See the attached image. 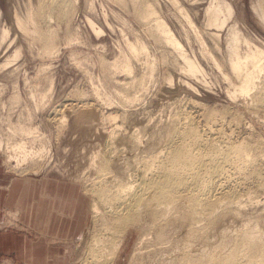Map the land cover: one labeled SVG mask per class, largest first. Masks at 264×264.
<instances>
[{
    "label": "rangeland",
    "instance_id": "374dc122",
    "mask_svg": "<svg viewBox=\"0 0 264 264\" xmlns=\"http://www.w3.org/2000/svg\"><path fill=\"white\" fill-rule=\"evenodd\" d=\"M72 1L68 21L65 22L63 19L57 22L51 21L57 31L54 40L56 47L45 50L34 35L20 31L13 21L14 10L19 15H23L31 4L34 11L37 0H0V30L4 24L9 25L8 36L13 39V44L6 49L7 51L1 52L0 62L3 61L4 56L12 54L14 48L18 47L20 50L12 65L8 67L18 65V69L13 73L14 77L12 74L10 76L4 74L5 70L0 71L2 83L0 85V135L4 137L3 140H7L10 135V138L14 137L13 139L16 140L22 136L30 148L32 146L36 148L41 144H46L47 147V156L45 154L42 159L36 160L37 162L23 163L22 166L25 165V168L13 166V160H5L7 151L0 148V172H7L17 177L49 178L57 185H68L72 190H76L78 198L82 197L83 201L80 202H83L85 207L87 206L86 219L82 223V228L72 238L60 241L61 251H64L67 263L84 264L85 262L88 264L91 262L92 260L87 261L88 251L93 246L95 236H101L100 226L103 221L99 219V216H94L91 209L92 202L98 197L97 194L94 196L93 192L91 195L90 185L87 188L90 183L84 178L88 177L87 174L91 177L97 175L98 170L89 164L90 155L96 150L101 153L104 148H108L109 131L113 132L115 138L112 139V145L119 147H116V152H112L114 157L122 159L126 167L131 165L129 167L131 170L129 168L126 170L127 172L130 170L129 173L133 176L137 172L136 168L143 163L141 156L149 151L146 147L149 149L151 145L164 144L166 130L171 125H180L185 119H194L192 121L200 125H198L199 129L205 128V131L201 129L204 136H212L220 144H224L225 140L247 143L250 147V149L248 147L249 152L259 157L254 168L258 174L252 173L248 165L245 169V177L244 175L239 176L238 173H225L215 178V183L218 180L217 183L219 182L220 185H213L214 187L209 190V193L212 192L211 194L217 197V195L222 196L227 188L228 190L229 188L235 189L236 192L238 191L241 205L237 202L225 203L228 197H223V203L219 205L220 207L218 206V209L216 208L213 219L208 221L204 218L207 221L203 219L200 222L199 219L202 216L200 214L201 216L197 217L193 224L192 219L188 217V204L191 200L188 196L183 197L177 201V209L175 206L172 208L170 215L173 217L166 216L167 221L169 220L167 223L163 220L167 228L163 231L164 236L160 238L155 236L158 228L156 223L154 224L151 217L142 209L139 216V219H142L138 224L128 225L125 231L122 233L119 231L114 236L109 234L112 236L108 237H113V241L119 236H121L119 240H122L120 243L118 239V242L116 241L119 246L114 252L115 255L113 254L114 259L110 261L111 264H172L173 262V264H187L184 261L181 262L183 260L181 251L187 247L189 251L205 248L211 253L217 249L222 251L228 246L242 247L241 242L243 241L237 239L235 233L239 228H245V223L249 226L256 224V227L263 232L264 155L261 154L260 157V153L264 152V98L261 97L262 94L264 95V91H261L264 89V68L262 75L260 74V77L256 79L258 87H254L251 90L252 93L232 94L231 91L238 84V79L227 63L225 34L228 26L235 24L241 36L264 47V15L261 16L254 7L261 3V11L264 14V0H218L219 3L224 2L231 6V12L228 13L226 22L220 28L206 23L205 9L211 1L216 0H176L189 14L195 28L188 23L182 10L174 1L149 0L153 3L157 13L176 33L185 51L199 60L205 70V73L199 77L183 70V60L177 51L157 38L156 30L152 26L153 20L145 22L136 16L130 0L122 2L118 0ZM89 19L101 26L103 31L99 33L94 31ZM126 39L142 41L147 52L145 51L140 58L131 57L133 69L129 73L121 69L105 68L102 59L113 60L119 56L126 47ZM239 44L242 47L245 46L242 39ZM207 50L213 54L221 68L208 54L203 53ZM149 64L153 65L151 73L146 67ZM143 74L145 77L141 84H131L132 78L138 80ZM14 81L20 93L19 100H12L10 97L15 88L13 87ZM11 82L14 84L12 85ZM259 85H261L260 89ZM95 91L108 95L110 102L106 103L98 99ZM31 92L34 96H31ZM44 92L45 94L42 95L41 93ZM254 92L260 93V97ZM124 94L137 97L133 101H127L125 105ZM33 97L38 99L33 100ZM260 98L263 100L260 101ZM34 101L40 103L36 105ZM56 108H59L57 109V121L61 114L67 117L63 123L53 118V110ZM89 108L94 111V116L87 118L89 122H80L76 116L80 111ZM110 111L115 115L113 119H101L100 112ZM178 112L182 117L180 116L175 123L174 117ZM186 116L190 118H185ZM205 119L210 120L205 121ZM10 123L37 126L38 131L35 134L39 136L37 135L38 138L37 136H26V138L23 134L20 137V134L17 136L13 134V136L8 130ZM133 131L143 139L138 145L139 149L135 147L131 150L128 149L130 141H127L126 137L129 132L133 133ZM129 159L133 163L135 160V164H131ZM124 160L126 163L130 162V165ZM136 161H139V164ZM183 193L188 194L186 191ZM101 209L103 212L105 209V213L108 210L107 207ZM174 209L177 211L175 212ZM173 213L176 215L174 216ZM106 214L109 215V211ZM197 220H199L198 223ZM6 229L27 230L26 225L19 220V211L16 208L2 207L0 210V231ZM144 232L148 233L143 235L144 239H140ZM139 247L141 250L138 249ZM134 249L144 250L145 253H137L138 257L132 260L131 254ZM101 253L104 252L95 251V258H102ZM111 253L105 252L106 255ZM179 257L180 260H178ZM92 262L99 264L102 261ZM0 264L25 263H17L10 256L0 254Z\"/></svg>",
    "mask_w": 264,
    "mask_h": 264
},
{
    "label": "bare ground",
    "instance_id": "6f19581e",
    "mask_svg": "<svg viewBox=\"0 0 264 264\" xmlns=\"http://www.w3.org/2000/svg\"><path fill=\"white\" fill-rule=\"evenodd\" d=\"M118 1L122 2L123 0H118ZM130 1L134 6V12L136 16L140 20L145 22L153 20L152 26L156 30L157 38L169 44L173 49L177 51V53L183 60L182 68L185 72L191 75H196L198 77L205 73V70L200 64L199 60L195 56H191L188 52L185 51L176 33L168 25L166 20L163 19L157 13L151 1L149 0H130ZM172 1H174V3L177 5V7L180 10H182L183 14L187 18L188 23L195 28V25L191 20V18L189 17V14L183 10V7L180 6V4H178L176 0H172ZM220 3L218 0L211 1L210 4L205 9L207 14L206 23L213 24L219 28L222 25H224L228 13L231 12L230 4L224 2H220ZM72 5H73L72 0H37L36 9L34 11L32 10L33 7L31 4L25 10V13H23V15L22 14L19 15L18 12L14 10L13 21L15 26L20 31L34 35V38L39 40V42L42 44V47L45 50H49L51 48L56 47V43L54 42V40L57 36L56 28L52 26L51 21L54 20L57 22V20L59 21L61 19L65 20V22L68 21L69 11ZM254 7L261 16L264 15L263 12L261 11V3L254 5ZM89 22L92 28L94 29V31H96L97 33L103 31L102 27L96 25L95 22H93L91 19H89ZM9 30H10L9 25L4 24L1 27L0 54L2 51H7L6 49L11 44H13V39L8 36ZM239 33L240 30L236 28L235 24H231L228 26L227 32L225 34V38H226L225 49L227 54L226 55L227 63L232 73L238 79V84L236 85V87H234V89L231 92L232 94H236V93L249 94L252 93L251 90L254 87H258L257 86L258 83H256L258 81L256 79L260 77V74L264 68V47L258 46L257 44L250 42L246 37L241 36ZM240 39L244 41L245 44L244 47L240 46L239 44ZM145 51L147 52V49L142 41H139L137 39L135 41L126 39V47L123 48V52H120V55L116 56L113 60L102 59L103 60L102 62L104 63L102 64L105 66V68L108 67L114 69H121L124 70L125 72L128 71L127 73H129V71L133 69L131 57L140 58L141 55L145 53ZM19 52H20L19 48L16 47L14 48L12 54H8V55L6 54L7 56L6 57L4 56L3 61L0 62V71L5 70L4 74L6 73L9 76L11 74L13 75V73H15L14 71L18 69V65L12 68H8V67L12 65V62L19 55ZM203 53L208 54L210 58L215 62V64L219 68H221V65L218 63L216 58L209 50H207L206 52L203 51ZM146 67L149 68V73H151L153 69V65L149 64L148 66L146 65ZM4 74L2 76H4ZM224 75L227 77L226 74ZM144 77L145 74H143L141 78H138V80L137 78H132L130 82L131 84L137 83L139 85L142 83ZM125 83L127 84V82ZM0 85H2L1 81H0ZM13 87L15 88L13 92L10 94V97H12V100H19L20 93L16 82L13 85ZM260 87L261 85H259V89ZM255 90H257V88H255ZM261 91H264V89H262ZM95 92L98 99L106 103L110 102L109 101L110 98L108 95L103 94L99 91H95ZM255 92L254 94H256ZM260 93L256 95H259ZM41 94L44 95L45 92ZM42 95L41 98H43ZM262 95L261 97L264 98V95L263 96ZM31 96H34L33 92H31ZM124 97H125L124 103L126 105L127 101H133L134 99H136L137 96L130 97L127 94H124ZM34 98L37 97H33V100H35ZM256 99L258 100V98ZM262 100L260 98V101ZM36 101H34L36 105L40 103ZM195 104L197 105L198 103ZM59 108L53 110L54 111L53 118H55L56 121L58 119L57 109ZM100 113H101L100 114L101 119L111 120L115 117V115L112 114L111 111L107 113H103V112ZM94 114H95L94 111L89 108L87 110L80 111L76 117L77 119L80 120V122H89L90 120H88L87 118L94 116ZM210 114L212 115L211 112ZM180 116L181 115L178 112L174 117L175 123ZM66 118L67 117L65 116V114H61L57 122L60 121V123H63L66 120ZM185 118H190V117L186 116ZM210 119H205V121ZM192 120L194 119H185L180 125L177 124L171 125V127H169L165 132L164 144L159 146L157 144L151 146L147 145L149 146V149L147 147L146 149L152 151L151 153H149L148 151L146 155H142L143 157L141 156L143 163L142 164L140 163L141 166L136 168L137 172L136 174H134L135 173L134 171L133 173L134 176L131 173H129V171L131 170L129 168L131 167L129 163L131 162V164H135L136 158L132 156V158L135 159V160L133 159L134 163L132 160L129 159L128 161L130 162L127 161V163L130 166L126 167L127 165L125 166V164L122 163L123 162L122 159H120L121 160L120 161L118 157L117 158L114 157L113 153L114 151L116 152L117 146L112 145V141H113L112 139L114 138L112 131L111 132L109 131L107 136L108 143L110 141L108 148H104V151L101 153L98 150L96 151L93 150L94 152H92V154L90 155L89 164L91 166H94L95 168L94 167L93 168L95 170L97 169L98 173H96L97 174L96 176L94 175L95 177H91L87 174L88 177L84 179L85 181L88 180L89 181L88 183H90L88 184L86 182V184H88L87 188L90 187L91 190L90 189L89 190L91 191V193L93 192L94 196L95 194H97L98 197V199H94V201L92 202L91 205V209L93 211L92 213L94 216H99V219H101V221L103 222L100 221L101 222L100 228L102 229L100 233L101 236H95L93 241V246L90 248V251H88L89 253L87 255L88 257L87 261L98 260L100 262L102 261L99 264H105V263L111 264L110 261H113L114 259L113 254L115 255L114 252L117 250L119 243L122 240H119L121 236H119L118 234L117 235L119 236V238H116L115 241H113L114 240L113 237H108V236H112V235L114 236V234L118 233L119 231H121L122 233L123 231L126 230V226L128 225H133L136 223L138 224L140 222L139 220L142 219L141 217H140L141 219H139V216L141 215L140 211L142 209L144 210V212H146L145 214H148L149 217H151V221L154 224L156 223V226L158 228L157 231L155 232V236L160 238L164 236L163 231H165L167 228L166 223L169 221V220L167 221L168 217L170 218L173 217V216L171 217L170 215L172 208L174 206L176 207L177 201H180V199L183 197L186 198V196H188L191 200V202L188 204L189 206L188 217L192 219L193 224H195L196 218L197 217L199 218L201 215L202 216L199 219L200 222L204 218H207L208 221L211 220V218L213 219L214 217L213 214L216 208L218 209L220 207L219 205L223 203L222 202L223 197H228L225 203L237 202L238 205H241V201L239 200V194L237 193L238 191L236 192L235 189L229 188L228 190L227 188V190L222 193L223 194L222 196H218L216 194L217 197H215L214 194L212 195L211 194L212 192L209 193L210 192L209 190L212 187H214L213 185H217L219 183V182L217 183L218 180L215 183V178L217 176H222L223 174L228 172H232L233 174L238 173L239 176L240 175L242 176L246 173L245 169L248 165H250L252 173L258 174V171H255L254 168L258 163L259 157L254 153L251 154L252 152L251 153L249 152L248 150L249 146L247 145V143H242L241 141L238 143L230 140H225L224 144H220L215 140V138H212V136L211 137L204 136L202 130H204L205 128L204 129L201 128L202 130L199 129L198 128L199 124L197 123L198 125H196ZM205 124L207 123L205 122ZM87 126H85V128ZM144 126L142 127L144 128ZM8 130L10 133H12V135L16 134L17 136V134H20L19 137L22 134L24 137L26 136L35 137L38 135L35 134V132L38 131L37 126H30L20 123H16V124L10 123ZM146 130L147 129H145V131ZM220 131H222V129ZM86 136L87 135H85V137ZM10 137H8L7 140H3L4 137L2 138V136L0 135V148H3V150L5 149L7 151V154H5V160L6 159L13 160L14 163L12 162L11 163L15 167L25 168V165L22 166L23 163L35 162L36 160H40L47 153L46 144L38 145L36 148H34L33 146H32L33 148L32 147L30 148L28 147L29 145H27L28 143L24 140L25 138L23 139L22 136L18 140L13 139L14 137L13 138ZM127 138H128L127 141H130L129 142L130 146L128 149L131 148L134 149L135 147H137L136 149H139L138 145H140L139 143L142 141L143 138L141 139V136L137 132L135 133L134 131L133 133L129 132L126 139ZM146 140L148 139L146 138ZM141 152L143 151L141 150ZM261 154L264 155V152L260 153V157ZM126 160H124L125 163ZM136 162L139 164V161ZM127 168L130 169L128 172H127L128 170ZM245 176L246 175H244L243 177ZM219 185L220 184H218V186ZM258 186L260 187V184H258ZM184 191H186L188 194L184 195L183 193ZM93 193L91 195H93ZM101 206L107 207L108 210H106L107 211L106 213H108L109 211V215L105 213V209H103L104 212L102 211ZM176 209H174V211ZM101 213H105V215L104 214L101 215ZM174 213L173 215L175 216L176 214ZM97 218L98 217H96V219ZM163 220H166L165 221L166 223L163 222ZM199 220H197V223L199 222ZM245 225H246L245 228H239L235 233L236 238L243 241L241 242L242 247L238 245L228 246L225 247L222 251L217 249L219 251L216 250L214 253L208 252L207 249L205 248L196 251L194 250L189 251L187 247L186 248L187 250L185 249L183 251L181 249L182 250L181 253H183L182 256L181 254L179 255L181 256V259H183L181 262L184 261L187 264H264V231L263 232L260 231L256 227V224L249 226L248 223H245ZM147 233L148 232L142 233V237H140V239L141 238L144 239L143 235ZM117 235L115 237H117ZM117 239L119 243H117L118 242ZM138 249H140V247ZM138 249L137 250L134 249L133 254H131L132 260L138 257L137 253H141L144 251L143 249H142L143 251H139ZM98 250L100 252H104L101 253L103 256L102 258H95L94 253L95 251ZM105 252L107 253L112 252L111 253L112 255L111 254L106 255ZM178 260H180V257ZM92 261L87 263L94 264Z\"/></svg>",
    "mask_w": 264,
    "mask_h": 264
},
{
    "label": "crops",
    "instance_id": "0c3cea01",
    "mask_svg": "<svg viewBox=\"0 0 264 264\" xmlns=\"http://www.w3.org/2000/svg\"><path fill=\"white\" fill-rule=\"evenodd\" d=\"M81 198L76 190L49 178L0 172V210L16 208L27 228L0 231V254L17 263L68 264L60 241L72 238L82 228L87 206Z\"/></svg>",
    "mask_w": 264,
    "mask_h": 264
}]
</instances>
